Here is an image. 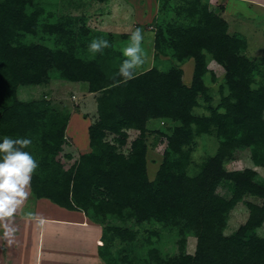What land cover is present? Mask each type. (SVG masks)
<instances>
[{
    "label": "trees",
    "instance_id": "obj_1",
    "mask_svg": "<svg viewBox=\"0 0 264 264\" xmlns=\"http://www.w3.org/2000/svg\"><path fill=\"white\" fill-rule=\"evenodd\" d=\"M158 4L154 59L174 64L136 70L125 81L118 75L125 58L112 44L92 58L79 51L78 40L84 37L85 47L91 42L83 18L76 31L71 18L42 19L45 10L36 0H0V142L5 136L32 141L24 150L39 164L33 198L82 212L101 225L98 250L105 264H264V237L258 234L264 225V179L252 168H226L244 150L264 168V55L249 57L247 37L231 33L222 16L225 6L212 7L210 0ZM45 35L56 39L54 46L36 41ZM190 60L195 66L188 85L182 66ZM213 61L224 70L216 106L205 81L207 76L218 81L209 67ZM52 80L84 82L96 94L97 118L88 128L91 151L75 160L64 152L72 143L71 114L53 107L46 95L19 98L21 87ZM200 108L204 111L196 112ZM152 120L173 124L155 131L167 147L153 180L147 159ZM129 131L139 132L130 145ZM202 135L215 136L219 147L194 165ZM222 187L229 198L217 193ZM240 204L249 217L226 235L230 214ZM111 219L133 222L134 228L109 225ZM163 233L178 237V255L162 254L155 238ZM189 236L197 240L194 254L186 253Z\"/></svg>",
    "mask_w": 264,
    "mask_h": 264
},
{
    "label": "rangeland",
    "instance_id": "obj_2",
    "mask_svg": "<svg viewBox=\"0 0 264 264\" xmlns=\"http://www.w3.org/2000/svg\"><path fill=\"white\" fill-rule=\"evenodd\" d=\"M39 6L45 10L42 14V19L49 22H54L60 18H71L74 23V29L79 31V20L83 18L84 26L90 31L89 37L91 41L96 38H103L110 41L113 45L114 51L118 54H122V49L129 43V38L133 31L137 28L142 29L144 40L142 47L144 48L147 59L146 62L138 68V72H143L154 66H158L161 70L170 68L174 61L168 58H163L162 61H155V49H154V19L159 15L158 0H150L148 3H144L146 0H36ZM212 7L225 6L222 16L230 24L231 33H240L245 35L249 42V48L247 54L249 57L256 58L264 55V6H253L248 3L237 0H210ZM116 6V7H115ZM118 6V7H117ZM170 16H176L175 11H170ZM248 15V17L246 16ZM46 39L36 40L50 47L55 45L56 39L52 36L45 35ZM112 36V40L109 37ZM83 40H78L77 47L82 55L85 57H94L95 54L89 50V47L83 45ZM122 58H125L122 55ZM194 61L190 60L182 66L184 70V82L190 84L194 73ZM218 78V81L211 83L210 76L205 78V81L211 87V95L213 96V104L216 106L221 100L220 85L223 80L224 70L216 62H211L209 65ZM88 84L84 82H69L64 80H52L47 86H24L19 90V98L22 101L39 100L46 95L49 100L52 101L53 107L59 109L61 112L66 111L71 114L70 124L68 126L67 135L72 139V143H68V146L64 148L66 154L71 155L73 160L78 159L80 155L86 154L91 151L89 146L88 128L97 118V104L96 94L89 93ZM204 109L200 108L196 112H203ZM85 115H88L85 116ZM173 124L168 121L152 120L148 124V128L154 132L148 135V143L151 146L148 150V174L151 180L156 176V173L163 161V154L167 147V141L165 138L159 137L155 134L157 130H168ZM129 145L138 135V131H129ZM157 137L158 140L156 139ZM108 140H112L109 137ZM157 140L155 147H152L153 143ZM198 145L193 153L194 165L201 164L203 160L210 155L216 153L219 143L215 136L202 135L197 138ZM82 153V154H81ZM252 151L244 150L239 151L235 155V159L226 163V168L232 170H244L246 168H252L258 171L259 178L264 179V168L256 167L252 160ZM217 193L223 197L229 198L231 193L227 188H219ZM43 200V199H42ZM247 200H255L254 198H247ZM29 202V203H28ZM36 200L28 198L26 205L31 208H35ZM52 209V216L46 215L40 208V215L45 220H48L46 224L45 235L34 234L32 237L26 238L27 245L25 250V260L33 261L37 259V255L40 252L41 256L47 254L48 248L59 251V254H67V251L72 248L73 242H78L75 235L88 231L90 229H84V231L74 230L68 228V224L65 223L64 229L61 230L55 225L58 215L56 211L61 213H69L62 207L51 203V201L44 199L42 206ZM39 215V216H40ZM56 215V216H55ZM56 217V218H55ZM249 217V211L244 204L238 205L230 214L228 227L225 231L226 235L233 234L241 225L245 224ZM51 218V219H50ZM58 220H64L68 222L66 217H60ZM109 225L115 226H128L134 228L133 222L123 223L120 220L111 219L108 221ZM101 225H99L100 227ZM91 231V230H90ZM40 232V227L38 228ZM96 233V230H95ZM93 235L94 232L92 233ZM258 234L264 237V225L258 230ZM35 238V239H34ZM41 238V245L37 246ZM33 239V240H32ZM76 239V240H75ZM53 240L60 241L58 246L54 248ZM157 244L162 250V254L169 256H175L180 253L178 237L163 233L162 238L156 239ZM80 242V241H79ZM81 242H84L81 241ZM53 244V245H51ZM76 244V243H75ZM88 243H86V253L99 255V246L89 249ZM197 240L196 238L189 236L187 239L186 253L194 254L196 250ZM101 247V246H100ZM119 247V246H118ZM105 247H102L104 249ZM50 250V249H49ZM118 249L115 250L117 252ZM102 259V258H101ZM103 260V259H102Z\"/></svg>",
    "mask_w": 264,
    "mask_h": 264
},
{
    "label": "clouds",
    "instance_id": "obj_3",
    "mask_svg": "<svg viewBox=\"0 0 264 264\" xmlns=\"http://www.w3.org/2000/svg\"><path fill=\"white\" fill-rule=\"evenodd\" d=\"M143 31L137 28L132 32L129 43L122 49L125 59L119 67L118 75L125 81L135 78V73L147 59L142 47ZM110 41L103 38L93 39L89 44L92 53H102L110 48ZM28 138L5 136L0 142V240L9 245L14 242L18 231L15 216L30 195L32 177L39 167L35 157L24 149L31 145ZM28 216L37 224H43V218L34 213Z\"/></svg>",
    "mask_w": 264,
    "mask_h": 264
},
{
    "label": "crops",
    "instance_id": "obj_4",
    "mask_svg": "<svg viewBox=\"0 0 264 264\" xmlns=\"http://www.w3.org/2000/svg\"><path fill=\"white\" fill-rule=\"evenodd\" d=\"M150 0L144 1L143 4L148 3ZM223 1V0H219ZM242 1L244 3L251 4L253 6H264V0H237ZM116 7V6H115ZM118 7V6H117ZM248 17V15H246ZM73 146V142H72ZM82 154V153H81ZM81 156V155H80ZM33 199V196L31 194L29 195V200ZM44 200V199H43ZM42 199L36 200L35 208H31L25 204L22 206V208L18 211V213L15 216V220L17 222L18 231L16 233L14 242L9 245L6 241L0 240V264H105V262L101 259L100 256H97L96 254H92L91 252L86 253L85 245L88 243L89 249H93L98 247L101 243L102 238V228L99 227V224H96L92 221H90L82 212L79 211H70L65 208L69 213H61L59 211L57 212L58 219L60 217H66L68 219V222L64 220H58L56 217V220L58 222L55 223L58 228L63 230L65 227V223H67L69 226L68 228L74 230V232H78V230L84 231V229H90L88 231H84L83 233L75 235L76 239L78 238V242H73L72 248H70L67 251V254H59V251H56L55 249H51L52 247L48 248L47 254L41 256L40 252L36 256L37 259L33 260L31 262L25 260V250L24 248L27 245H30V243L26 242V238L32 237L34 234L39 235H45L46 231V224L48 223V220L44 219L43 216V224H37L35 221H33L29 216L28 213H34L37 215H40L39 209L41 208L43 212L46 215L52 216L54 211L52 209L47 208L46 204L42 206ZM29 203V202H28ZM52 203V202H51ZM56 216V215H55ZM41 217V215H40ZM51 219V218H50ZM40 227V232H38V228ZM96 230V233H95ZM94 232L95 235L92 233ZM35 239V238H34ZM75 239V240H76ZM33 240V239H32ZM41 238H39V242L37 243V246L41 245ZM84 242H81L83 241ZM54 248H56L57 243H60V241L53 240ZM76 243V244H75ZM51 244V245H53ZM50 249V250H49Z\"/></svg>",
    "mask_w": 264,
    "mask_h": 264
}]
</instances>
